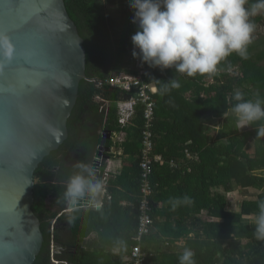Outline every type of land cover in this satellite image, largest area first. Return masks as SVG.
I'll list each match as a JSON object with an SVG mask.
<instances>
[{
    "label": "trees",
    "instance_id": "obj_1",
    "mask_svg": "<svg viewBox=\"0 0 264 264\" xmlns=\"http://www.w3.org/2000/svg\"><path fill=\"white\" fill-rule=\"evenodd\" d=\"M64 2L84 39L86 78L80 82L78 98L67 121L68 138L44 157L34 172L37 181L32 210L40 220L44 241L32 264L50 263L53 240L71 241L77 247L72 254L59 255L73 264H126L118 255H107L101 250L90 252L81 244L85 236L92 232L97 235L101 228L104 242L113 243L107 238L109 231L115 233V230L122 233L129 248L137 242L143 105L136 106L131 125L122 129H126L127 137L119 146L131 160L119 176L108 177L111 199L99 210L80 209L72 214L76 217L73 223L68 222L69 212H63L66 208L63 192L66 181L78 169L68 165L59 155L73 151V145L78 144L84 152L82 161L90 165L98 145L112 144L111 140L101 137L103 123L111 130H121L117 123L116 101L122 95L117 88L104 84V80L113 71H120L118 64L124 59L126 63L129 61L134 29L130 22L131 28L125 31L126 35L118 36L114 21L105 13L104 0ZM253 2L255 0H250ZM130 13L132 15L131 9ZM251 19L257 25L264 20V14ZM248 54V59H242L233 53L218 65L217 72L195 77L175 73L174 69L161 72L146 65L144 80L157 88L152 94V155L162 157V161L153 163L148 177L152 188L149 196L151 216L163 215L165 221L164 224L155 223L144 237L145 250L152 243L158 248L165 240L173 242L186 234L183 248L195 253L196 264H264V241L255 238V224L249 220L251 215H258V205L264 201V119L252 122L244 130L232 112L237 90L245 99L264 101V33L254 37ZM95 78L102 82L101 86L95 84ZM172 78L179 81L180 88L160 95L159 87ZM207 78L212 81L208 82ZM97 95L110 102L107 110L101 109V102L95 100ZM223 114L222 126L213 136L205 119ZM250 141L254 143V151L248 154L244 148ZM185 150L191 157H186ZM234 186L248 196L236 210L229 205L228 199ZM185 196L189 202L173 209L170 200ZM120 200L123 205L119 204ZM158 203L162 208L158 209ZM115 207L123 208L119 213L122 211L126 222L120 226L109 222V217H116ZM158 232L172 237L160 239ZM182 251H162L148 260L151 264H179Z\"/></svg>",
    "mask_w": 264,
    "mask_h": 264
},
{
    "label": "water",
    "instance_id": "obj_2",
    "mask_svg": "<svg viewBox=\"0 0 264 264\" xmlns=\"http://www.w3.org/2000/svg\"><path fill=\"white\" fill-rule=\"evenodd\" d=\"M0 32L17 50L0 67V264H32L44 241L32 210L34 172L68 138L67 121L86 78V49L64 0H0ZM110 151L103 145L95 151L91 166L100 181ZM104 192L98 209H80L99 210ZM72 251L51 241L49 264H73L59 257Z\"/></svg>",
    "mask_w": 264,
    "mask_h": 264
},
{
    "label": "clouds",
    "instance_id": "obj_3",
    "mask_svg": "<svg viewBox=\"0 0 264 264\" xmlns=\"http://www.w3.org/2000/svg\"><path fill=\"white\" fill-rule=\"evenodd\" d=\"M129 8L133 11L132 23L138 26L131 37L132 57L161 72L174 69L175 73L188 77L213 74L218 65L233 53L248 59L249 45L254 37L264 33L256 34V25L251 19L264 14V0L253 3L250 0H129ZM16 55L11 37L0 32V67L11 63ZM180 86L179 81L172 78L158 91L165 95ZM234 100L232 112L239 127L264 119V101L261 99H245L237 90ZM73 167L78 171L68 178L63 192L70 214L69 223L74 222L76 217L72 214L80 210V205L100 207L98 197L104 187L103 180L101 182L96 177L95 169L89 164L77 161ZM187 202L189 198L186 196L170 200L173 209ZM258 207L254 236L258 241H264V201ZM126 247V241L116 239L112 251L119 253ZM194 256L191 249L183 248L178 257L179 264H196Z\"/></svg>",
    "mask_w": 264,
    "mask_h": 264
},
{
    "label": "built area",
    "instance_id": "obj_4",
    "mask_svg": "<svg viewBox=\"0 0 264 264\" xmlns=\"http://www.w3.org/2000/svg\"><path fill=\"white\" fill-rule=\"evenodd\" d=\"M129 2V0H128ZM132 11V10H131ZM133 17V11H132ZM133 24V23H132ZM134 33L138 30V26L133 24ZM256 34L264 32V21L259 22L256 25ZM133 44L131 41V49L129 52V62L130 65L127 69L120 70L111 74L107 79L104 80V84H108L111 87L117 88L121 93V98L116 101V116L117 123L121 130L128 127L132 123V118L136 114V106L138 104L143 105L142 116L144 120V126L142 128V149L140 153L139 166L141 168L140 172V192L141 199L138 205V223L136 228L137 242L131 247L130 250V264H146L149 257L153 253L149 250L142 248V240L149 233L151 226L154 223L153 217L151 216L152 206L150 203L149 196L152 193V188L149 183V175L152 171V165L154 162L162 161L160 155H152L153 148V111H154V101L152 99V94L157 91L154 84H150L144 80V70L146 67L142 65L138 59L132 57ZM95 82V80L93 79ZM97 86H101L102 82H95ZM128 95L129 98L126 99L125 96ZM95 100L101 102V109H106L110 105L108 100L102 99L100 96H96ZM119 141V139H117ZM187 152V157H191V154ZM171 165H175L174 161H170ZM107 176V173H103ZM106 184V181L103 180ZM168 245V243H166Z\"/></svg>",
    "mask_w": 264,
    "mask_h": 264
},
{
    "label": "crops",
    "instance_id": "obj_5",
    "mask_svg": "<svg viewBox=\"0 0 264 264\" xmlns=\"http://www.w3.org/2000/svg\"><path fill=\"white\" fill-rule=\"evenodd\" d=\"M112 6L114 7L117 15L122 14L124 16L125 15L127 16L128 13L130 12L128 0H115L114 3L112 4ZM129 15H131V13H129ZM107 16L110 17L109 12H107ZM113 21L117 25L116 26L117 27L116 30H117L118 36H121V34L122 35H126L124 30L126 29L127 25H130V22L132 21V15L130 16V22L127 21L126 25L124 24V26H122V25L120 26V24L118 22H116L118 20H113ZM124 63L125 64L119 63L118 65H120V66L117 69H119V70L127 69L128 66L126 64L125 59H124ZM113 73H114V71H113ZM207 81L211 82L212 78H207ZM150 84H154V83H150ZM222 116H225V114H223L221 116H215V117L214 116L206 117L208 119L209 118L212 119V121L210 123L207 122V121H205V122L211 128L213 136H216V134H217L216 132L218 131V129H220V127L222 126V123H223L222 122L221 125H219L220 127L219 126L216 127V124H214L213 120L214 119H218V121H220V118ZM223 120H224V118H223ZM103 127H105L104 123H103ZM128 127H126V129H128ZM126 129L125 130H120V132H118L117 137H116V139H119L118 142H122V141H124L126 139V137H127ZM119 145L120 144H117V143L109 145V146H111V151L108 152L109 159H107V161L104 162L105 164H104L103 169H102V172L103 173L106 172L107 176L111 177V179L119 176V174L123 170V167L125 166V164L130 162V160H131V158L128 155L123 154L122 148ZM185 154H186V157H187L188 156L187 152H185ZM72 165H74V164H72ZM103 184H104V191L105 192H104V197H103V201L101 202V205H103L104 203L108 202L111 199V195H110V191L108 189L107 183L106 184L103 183ZM119 204L123 205L122 200L119 201ZM162 206L163 205H161V203H158V209L162 208ZM122 209H119V208L115 207V212H116L115 215H116L117 218L111 216V217H109V222L112 221L117 226H120L122 224V222L125 223L126 222L124 220L125 218L121 216V212L122 211L119 213V211L122 210ZM94 211H96V210H94ZM153 220H154V223L151 226V229H153L155 227V223H157V222L160 223V224H164L165 217L163 215H157L156 217H153ZM137 223H138V220H137ZM136 228H137V226H136ZM102 231L103 230L101 228L100 231L97 233V235H96L95 232H92L90 235L85 236L83 238V243L81 244L82 248L88 249V251H90V252H93V251L99 252V250H101V251H103V253H105L107 255H110V254L118 255V258H121V262H125L126 264H129V261H130V259H129L130 250H131V247L133 245L130 248L127 246L126 250H124V251H121L119 253H113L112 248H113L114 241L116 239H122V240L125 241V239L122 238V233H120V232L115 230V233L112 232V231H109V236L107 238L108 240L113 241V243H107V241L104 242V241L101 240ZM135 233H136V230H135ZM65 234L66 233H64V237L66 239H68L69 238L68 235H65ZM158 234H161L159 237H160V239H163V240L172 237V236L163 235L161 232H158ZM191 235H192V233L189 234V236H191ZM187 236L188 235L183 234V235L179 236L177 239H175L173 242H170L169 240H165L164 244L162 245L163 248H162L161 244L157 248V246L155 247V245L152 243V244H150L149 247H147L148 249H146V250H149V251H151L153 253V255L151 257H155V256L159 255V253H161L162 251L180 252L183 249V246L185 244V240H186ZM62 243H65V244H68V245H71V246L74 247V251L66 253V254H64V256L68 255V254H72V253L77 251V247L71 241H68V242L64 241ZM166 243H168L167 246H166ZM144 244H145V238L142 240V243H141L143 249L145 248ZM150 258H149V260H150ZM64 259H66V258H64ZM148 261H147L146 264H151V261H149V263H148Z\"/></svg>",
    "mask_w": 264,
    "mask_h": 264
},
{
    "label": "rangeland",
    "instance_id": "obj_6",
    "mask_svg": "<svg viewBox=\"0 0 264 264\" xmlns=\"http://www.w3.org/2000/svg\"><path fill=\"white\" fill-rule=\"evenodd\" d=\"M114 1L115 0H104V2H105V7H104V9H105V13H106V15H107V12H109V14H110V18L111 19H113V20H118V21H116V22H118L119 24H120V26L122 25V26H124V24L126 25V22L127 21H129L130 22V16L131 15H129V13H128V15L126 16H124V15H122V14H120V15H117L116 14V11H115V9H114V7L112 6V4L114 3ZM132 22V21H131ZM114 25L115 26H117L115 23H114ZM131 27L129 26V25H127L126 26V29L124 30V31H126V30H129ZM122 30V29H121ZM262 33V32H261ZM254 37V36H253ZM121 64H124V62L122 61L121 62ZM127 66H129L130 65V62L128 61L127 63ZM225 116H222L221 118H220V121H218V119H214L213 120V122H214V124H216V127H218L219 125H221V123L223 122V118H224ZM205 121H207V122H211L212 121V119L211 118H206L205 119ZM220 127V126H219ZM244 130H246V127H244L243 128ZM248 129V128H247ZM217 133V132H216ZM254 139V138H253ZM245 151L248 153V154H250V153H253V151H254V143L252 142V141H250V142H248L246 145H245ZM262 173L264 174V171H262ZM37 180L35 179V182H36ZM246 197H248V196H246V194H244V193H242L236 186H234V189H233V191L230 193V194H228V199H229V205L230 206H232V207H234V209L236 210V209H239L240 208V206H241V201L244 199V198H246ZM255 217H256V215H251L250 217H249V220L250 221H253L254 222V220H255Z\"/></svg>",
    "mask_w": 264,
    "mask_h": 264
},
{
    "label": "flooded vegetation",
    "instance_id": "obj_7",
    "mask_svg": "<svg viewBox=\"0 0 264 264\" xmlns=\"http://www.w3.org/2000/svg\"><path fill=\"white\" fill-rule=\"evenodd\" d=\"M103 132L110 134V139L109 140L112 141V144H115V143L118 144V140L116 139V137H117V134H118L119 131L111 130V129H109V128H107L105 126V127L102 128L101 137H102V133ZM104 139H106V138H104ZM100 145L111 147V146L105 145V144H100ZM73 146H74V150L73 151L62 152L63 154L59 155V156L63 157L64 161H67L68 165L76 164L77 161H82V160L85 159L84 152L81 151V145L79 146L77 144V145H73ZM94 155H95V152H94ZM93 158H94V156L91 159L90 166L92 165ZM102 169L103 168H101V172H102Z\"/></svg>",
    "mask_w": 264,
    "mask_h": 264
},
{
    "label": "bare ground",
    "instance_id": "obj_8",
    "mask_svg": "<svg viewBox=\"0 0 264 264\" xmlns=\"http://www.w3.org/2000/svg\"><path fill=\"white\" fill-rule=\"evenodd\" d=\"M108 177H109V176H105V175L103 174L102 177H101V179H102V180H105V181H108Z\"/></svg>",
    "mask_w": 264,
    "mask_h": 264
}]
</instances>
